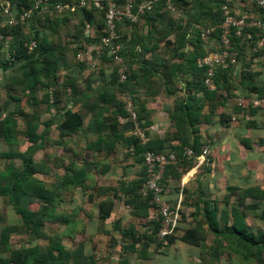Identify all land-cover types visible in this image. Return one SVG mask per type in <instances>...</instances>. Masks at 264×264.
<instances>
[{
    "label": "trees",
    "instance_id": "1",
    "mask_svg": "<svg viewBox=\"0 0 264 264\" xmlns=\"http://www.w3.org/2000/svg\"><path fill=\"white\" fill-rule=\"evenodd\" d=\"M123 1V0H121ZM211 4L204 5L200 3V0H175V3L184 8L185 13L180 16V20H184L188 17H192L196 12H206L211 13L212 20L209 23H205L204 27L209 25H217L221 23L223 19L222 11H221V3L222 0H208ZM245 1V0H244ZM12 2V10L13 13H19L22 9V6L30 7L33 3V0H11ZM195 11V12H194ZM166 13L167 15H174L170 11L164 8V4H159L151 13H147L144 16H153L152 13ZM50 13H46L47 15ZM68 14H78L82 18V26L79 32L76 33L72 42H76L78 44L77 50L83 48L82 43H93L100 39L101 35L104 33L106 28L105 26V10L103 8L92 7V8H81L75 12H66L63 15ZM41 14L32 16L34 19V25L36 21L44 16ZM59 19L62 14H50ZM3 19L0 12V20ZM118 30L121 33V42L123 45V52L126 54L135 53L136 46L142 40L135 35L133 28L131 30L127 29V26L131 24V22L124 16H120L117 20ZM90 24L91 32L89 36L85 35V30L87 25ZM94 24L97 25V29H94ZM134 23H132L133 27ZM182 29V32L177 35V41L179 45H185L186 42H191L195 50L192 53L186 55V61L188 62L189 71L192 74L191 80H189V84L191 86H196L197 89L202 90L210 101H212L213 105L217 104L216 95L217 90L219 88L226 87V89L230 90L232 86V81L230 79V73L234 71L233 68H224L222 66L216 67V75L215 82L217 84V88L214 90L209 89L205 84L206 77V68L200 67L197 64V58L201 55L206 54L209 50L214 48L208 47L207 41L203 40L201 37V29L195 30L192 37H186L188 24L185 26L179 25ZM2 32L5 35H11L12 37L4 41L3 44L6 43V51L7 53L13 54L15 56L14 61L11 63L8 62L7 59H2V66L6 64H10V68L14 70L10 80L7 82V86L11 87L12 85H16L21 91L27 93L31 99H35V92L40 87H47L50 90L46 92L43 96L42 101L47 104L57 103L58 93L57 89L54 90L53 85L55 84L53 81L58 77V69H59V53L58 49L61 48L60 45H56L53 41L50 33L44 31L40 34V30L36 27L31 29L27 27L25 23H20L14 26H5L2 28ZM218 38L220 37V31L217 30L214 35ZM233 46L236 48H241V57L245 53V48L240 47L237 42L239 41L236 36H232ZM36 40L37 46L33 52L28 51V44L32 41ZM66 48V47H64ZM62 49V48H61ZM264 49L261 48L258 51H254L255 54H259L263 52ZM184 56V53H180ZM179 54V55H180ZM107 56L104 53L101 56V59ZM246 67L242 71V83L245 84L249 90L259 91L260 95L264 94V87H259L256 82H254V72L251 69V62H247ZM174 73V70H171ZM115 80H118V73L115 70ZM67 82V81H65ZM121 90H129L133 93L132 88L130 87V76H128L127 81L120 83ZM134 94V93H133ZM55 98L53 101L51 97ZM135 96V95H134ZM194 95H189L185 98L184 101L180 102L177 106L175 115V119L177 124L180 122L189 121L191 125H194L202 116V105L199 102H196V98ZM245 98L244 106L253 107L247 99ZM16 102L20 100V97L14 96ZM135 101L138 106V98L135 96ZM124 111V114L128 115L125 110L124 103L120 106ZM261 108V107H256ZM264 108V107H262ZM139 109V108H138ZM182 111L186 117H181L179 111ZM24 112L22 109L18 107V103L15 106V109H7L2 117H0V137H4L8 142H15L17 135L19 134V124L18 119L15 113ZM139 116L142 119V115L139 109ZM229 118L227 115H222V119ZM108 118L99 117L98 122L101 127L103 123ZM110 119V117H109ZM54 119L51 118L45 121V126L48 128L50 125L54 123ZM84 123V117L79 111H74L71 108H67L63 111L61 120L58 122V127L61 130L62 134H72L77 132ZM27 129L25 131V135L28 139L32 140L33 144L36 143L38 139H42L45 136L46 129L42 132L38 133L37 130L39 128V122L36 120L35 116H32L27 120ZM146 126V124L144 123ZM150 134V133H149ZM118 137H120L118 135ZM125 142H128L129 145L134 146V155L136 156V160L143 164V171L140 174L139 178L132 179L130 181H120L119 188L108 187L112 192V198L103 199L99 203V216L100 219L105 221L107 220L113 211L115 206L114 199L121 198V194L124 195L125 202L127 204L132 205V212L134 215L138 217L148 218L152 216L153 210L155 211V215L157 216V203L153 201V196L151 194L145 196L141 192V187L146 182L148 178L147 167L144 163V152L148 149L154 151L161 152H169L176 151L178 153V158L176 162L182 165L191 163L192 158H187L184 155V148L186 146L191 147L195 150L196 153L200 151V146L202 142L199 137H194L191 141L188 135H184L181 137V143L178 146L166 147L163 140H153L150 138L149 142L146 144H142L141 141L136 138L134 135H131L130 138H122ZM102 143H105L103 138ZM92 144V143H91ZM109 144V143H107ZM112 144V143H110ZM96 150H102L101 144L93 145ZM90 147V145H88ZM38 145H30L27 150L24 152L18 153V155L22 158L24 166L23 168L16 169L14 165L11 163L7 166V171L1 173L0 175V184L4 181V187L0 190L1 195L9 196L10 201L14 204L17 212L21 215L22 219L29 225L32 229H39L46 218H54L53 212L50 211L51 205L54 203L57 198L56 192L47 189L44 187L43 183H39L34 181L33 176L36 173H43L45 171L42 163H37L34 160V153L37 150ZM0 156L2 157H12L14 153L9 151L0 152ZM75 163H71L67 167L71 173L66 179L65 183L67 185L73 186H83L86 178L88 176L85 168L80 170L74 169ZM167 169L169 167V171H173L175 169V165L167 164ZM72 170H75L72 172ZM166 170L163 175V184L166 186ZM227 188L231 189L232 192L238 193V202L240 205H244L243 210H239L237 206L233 205L231 213L224 210L222 214H218L217 210L214 209L210 202L207 200H203V206L201 207L202 214L204 217L203 222L207 224V228L216 235L215 245L212 248V255L216 258L219 257L220 248L223 246V239H227L231 241V244L236 243V247L234 250L243 255L246 259H261L264 254V232L253 233L248 229L247 224L244 222L245 210L246 209H254L259 206L258 202L246 203V198L249 196L254 197H264V191L262 189H254V188H245L241 189L238 186L230 185ZM238 190L240 192H238ZM109 191V192H110ZM38 198L40 200L45 201L42 209L33 210L29 207V204L33 201V199ZM171 201L170 199H167ZM172 202V201H171ZM175 204V202H172ZM232 216V218H231ZM150 221V220H149ZM118 222V221H117ZM118 225V224H117ZM161 226L160 219L153 218L150 221V226L146 230V232L142 235H139L136 227L131 225L128 228L121 229V232L124 237L130 239L127 245L124 248L139 252L142 258H146L149 254V248L151 246L152 240H156L158 246L165 245L169 246L174 243L176 239L175 232L171 235H168L164 238L159 236V229ZM118 227V226H117ZM17 229L16 226H6L3 228L1 233V242L4 244L6 248H9V240L12 232ZM149 230V231H148ZM176 231V230H175ZM182 241L187 243L200 246L205 238L203 223L197 224L194 227H190L186 229V231L180 235L179 237ZM138 242L140 243V248L137 247ZM54 250H57L58 254L54 253ZM82 251L78 252L75 256L69 251H66V248L61 243H56L51 246L47 252L43 253L42 250L39 249L38 246L32 247L30 250H20V249H11L9 256L0 255V264H53L57 259L63 258L64 261H70L71 259H75L74 264H84L83 262L78 261V257L81 255ZM71 258V259H70Z\"/></svg>",
    "mask_w": 264,
    "mask_h": 264
},
{
    "label": "crops",
    "instance_id": "2",
    "mask_svg": "<svg viewBox=\"0 0 264 264\" xmlns=\"http://www.w3.org/2000/svg\"><path fill=\"white\" fill-rule=\"evenodd\" d=\"M200 3L205 6L211 4L208 0H200ZM235 9L237 11L251 9L254 14H258L251 0L237 1ZM152 14L153 16L149 17L143 15L134 22L132 28L135 38L139 37L142 41L137 44L133 55L125 56L129 67L130 87L138 98V108L149 129V136L153 140H163L166 147H171L178 146L181 137L188 135L191 141L194 137L200 138L202 142L200 150L205 146L210 147L206 162L200 163L192 159L187 165L171 163L175 165L173 171H169V167L165 168L167 172L165 196L175 204L180 202L181 210H184L195 203L194 198L197 202L204 199L209 189L214 186L213 181L216 180L218 183L221 173L234 174L236 164L239 165L236 161L243 158L247 149L264 142V108L242 107L236 102L239 96L248 98L251 95H260L259 91L249 90L242 83V71L246 63L251 62V69L255 74L254 82L259 87H264V51L255 54L250 48H245L237 67L232 74L230 73L233 82L230 90L226 87L219 88L216 95L217 104L214 106L202 90L189 84L192 74L186 55L195 50L194 45L191 42L179 45L176 40L177 35L182 32L179 25L188 24L186 37H192L195 30L202 29L205 23L212 20V14L196 12L184 20H180L178 15L160 12ZM25 24L31 29L35 28L32 18ZM94 29H97L96 24ZM75 36L72 35L71 38L74 39ZM206 45L211 48L218 47V38L213 36ZM70 46L58 49V74L61 81L54 90L57 89L58 102L66 100V103L61 109H54L52 112L49 118L55 121L52 126H58L61 120L59 117L65 109L79 111L84 117V123L77 132L65 134L68 141L71 142L74 136L75 140L84 144L85 150L91 151L94 155H101L100 160L94 163L98 167V173L108 176L119 168L121 171L119 181H130L127 179L129 174L131 180L139 178L137 166L133 169L130 165L133 159L138 162L133 154L134 146L122 139L130 138L132 134L129 117L120 108L123 104V90L120 89L121 81L115 80L116 63L104 56L99 66L93 69L77 60L78 44L71 40ZM180 53L185 55L182 56ZM9 68L10 64H6L0 67V71ZM171 70L175 72L172 73ZM189 95H194L196 102L202 105V116L194 125L189 121L177 124L175 119L177 106ZM54 99L52 95L51 100ZM179 112L182 113L181 110ZM223 114L229 118L226 119L224 116L222 119ZM182 116L186 117L181 114ZM99 117L108 118L101 127ZM43 130L44 127L40 132ZM103 138L105 143H102ZM62 140L60 138L59 141ZM91 143L101 144L103 149L98 151L95 146L92 148ZM106 155L111 157L106 158ZM124 165H130L131 168L126 177L123 174ZM107 196L110 197L112 194Z\"/></svg>",
    "mask_w": 264,
    "mask_h": 264
},
{
    "label": "rangeland",
    "instance_id": "3",
    "mask_svg": "<svg viewBox=\"0 0 264 264\" xmlns=\"http://www.w3.org/2000/svg\"><path fill=\"white\" fill-rule=\"evenodd\" d=\"M81 26L82 18L78 14L63 15L59 19L47 14L40 17L35 23L40 34L44 31L50 33L55 44L60 45L61 48L71 47L70 41L73 39L71 36L76 35ZM13 71L12 69L0 71V117L7 109H15L17 103L24 112L17 111L15 113L19 124V134L15 142L10 143L4 137H0V152L14 153L12 157L0 156V175L7 171V166L11 163L17 170H21L24 163L18 153L27 150L30 145H38L34 153V160L37 163H42L45 171L36 173L33 179L43 183L47 189L56 192L57 198L50 208L55 217L44 219L43 225L35 230L25 223L9 196L1 195L0 255L9 256L11 249L30 250L34 246H38L45 253L53 244L61 243L65 246L66 251L71 252L73 256L82 251L78 261L84 264H264V254L261 259H246L234 250L236 243L231 244V241L224 238H222L223 246L220 248L219 257H214L212 248L215 245L216 235L203 222L204 217L201 210L203 200L209 201L219 215L224 210L231 213L233 205L237 206L239 210H243L244 205H240L238 202V193L227 188L230 185L238 186L241 189L254 188L264 191V142L256 144L244 152L246 154L243 158L236 161L239 162V165L236 164L234 174L221 173L218 183L215 182L216 180L213 181L214 186L212 188L209 186V192L204 199H199L197 202V199L194 198L195 203L180 211L181 218L175 231L174 243L169 246H158L157 241L152 240L148 256L142 258L139 252L124 248L130 239L123 236L121 229L134 225L139 235L144 234L150 226V221L155 217V211L153 210L152 216L148 218H140L134 215L132 205L127 204L124 195L121 194V198L114 199L115 207L111 216L105 221L101 220L99 203L103 199L112 198L107 196L112 194L108 187L119 188L121 171L118 168V172L115 170L108 176L98 173V167L94 163L101 155H94L91 151L85 150L84 144L75 140L74 136L71 142L68 141V136L62 134L58 126L50 125L46 128L45 121L50 118L54 109H61L66 100L53 103V105L43 102V96L50 90L43 86L36 90L34 100L15 84L8 87L7 82L14 73ZM60 81V74H58V77L53 81L55 83L53 88H57ZM58 88L60 89V87ZM14 96L20 97V100L16 102ZM32 116H35L39 122L38 133L43 127L44 130L46 129L45 136L38 139L35 144L25 135L27 120ZM59 118L61 119V117ZM60 138L63 139L62 143L59 141ZM110 157V155H106V158ZM72 162L75 163L74 169L85 168L87 171L88 176L83 186L65 183L71 173L67 167ZM130 165L133 166V169L137 166L138 173H142V163L133 159ZM130 165L123 166L125 177L129 174V169L131 171ZM127 177L128 180H131L130 174ZM5 182L0 184V190L3 189ZM238 192L240 191L238 190ZM253 202H258L259 206L245 210L244 222L250 232H264V197L249 196L246 198L245 204ZM44 203L45 201L35 198L29 207L39 210L42 209ZM201 223H203L205 233L202 245L196 246L179 238L186 229ZM6 226L17 227L10 236L9 248H6L1 242V233ZM137 247L140 248L139 242ZM54 253L57 255V250H54ZM74 263V258L67 262L60 258L53 264Z\"/></svg>",
    "mask_w": 264,
    "mask_h": 264
},
{
    "label": "built area",
    "instance_id": "4",
    "mask_svg": "<svg viewBox=\"0 0 264 264\" xmlns=\"http://www.w3.org/2000/svg\"><path fill=\"white\" fill-rule=\"evenodd\" d=\"M243 0H222L221 11L223 19L217 25H209L201 30V37L209 41L214 33L219 30L218 47L209 50L206 54L197 58V64L206 68L205 84L214 90L217 84L214 80L216 67L236 68L241 55V48L233 46L232 36L238 38L237 44L242 48H250L253 52L264 49V0H251L256 7L258 14H254L251 9L237 11L235 3ZM164 4V8L171 13L182 16L184 8L179 7L175 0H33L30 7L22 6L19 13H13L12 2L10 0H0V12L3 19L0 20V66L5 58L9 63L14 61L15 56L7 53L6 43L12 36L5 35L2 28L26 23L32 16L46 13L63 14L75 12L81 8L98 7L105 10V30L100 39L93 43H82L83 48L77 54V60L89 65L91 68L99 66L101 56L106 53L112 61L116 63V71L119 80L125 82L128 79L129 67L125 61V53L121 42V33L118 30L117 20L120 16L126 17L131 24L127 26L132 29V23L139 17L153 12L157 5ZM90 25H87L85 35L89 36ZM37 46L36 40L28 44V51L33 52ZM125 110L128 113L129 121L132 123L131 134L138 138L142 144L150 140L149 129L144 125L143 119L139 116V109L135 101V96L129 90L122 92ZM245 98H236L238 106L244 105ZM247 101L253 107H264V94L251 95ZM210 153V147H203L198 153L191 147L184 148V155L187 158L196 159L200 163L206 162ZM178 153L176 151L161 152L146 150L144 152V163L147 167L148 178L141 187L143 195L151 194L153 201L157 203V216L161 226L159 236L164 238L175 232L181 218L180 202L173 204L166 198V186L163 184V175L167 164L176 162Z\"/></svg>",
    "mask_w": 264,
    "mask_h": 264
},
{
    "label": "water",
    "instance_id": "5",
    "mask_svg": "<svg viewBox=\"0 0 264 264\" xmlns=\"http://www.w3.org/2000/svg\"><path fill=\"white\" fill-rule=\"evenodd\" d=\"M130 126H132V123L130 122Z\"/></svg>",
    "mask_w": 264,
    "mask_h": 264
}]
</instances>
